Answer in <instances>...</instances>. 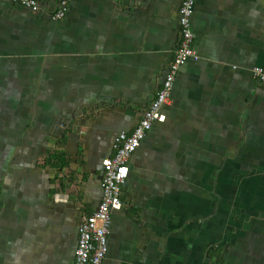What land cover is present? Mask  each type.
I'll use <instances>...</instances> for the list:
<instances>
[{"label": "crops", "instance_id": "obj_1", "mask_svg": "<svg viewBox=\"0 0 264 264\" xmlns=\"http://www.w3.org/2000/svg\"><path fill=\"white\" fill-rule=\"evenodd\" d=\"M182 2L71 0L52 20L0 0V264H74L113 139L173 61ZM192 23L199 57L130 158L103 264H264V0H195Z\"/></svg>", "mask_w": 264, "mask_h": 264}, {"label": "built area", "instance_id": "obj_2", "mask_svg": "<svg viewBox=\"0 0 264 264\" xmlns=\"http://www.w3.org/2000/svg\"><path fill=\"white\" fill-rule=\"evenodd\" d=\"M53 1L52 9L49 11L38 0H18L20 4L31 8L36 13L44 9V13H48L52 20L64 19L71 0ZM194 7L195 0H183L180 6V41L156 97L132 131H121L115 135L112 142L113 154L103 160L102 199L94 212L84 215L80 220L79 241L75 251L74 264H103L104 262L108 252L112 212L122 209L124 205L123 187L129 175L130 158L152 129L154 123L166 120L163 107L170 102L171 92L180 68L189 59H198L199 57L193 48ZM254 75L256 79L264 82L263 67L255 66Z\"/></svg>", "mask_w": 264, "mask_h": 264}, {"label": "trees", "instance_id": "obj_3", "mask_svg": "<svg viewBox=\"0 0 264 264\" xmlns=\"http://www.w3.org/2000/svg\"><path fill=\"white\" fill-rule=\"evenodd\" d=\"M262 67V66H261ZM264 68V67H263ZM47 161L49 162L50 160L49 159H47ZM219 255V254H217V252L216 253H214L213 255ZM213 264H216V263H213Z\"/></svg>", "mask_w": 264, "mask_h": 264}, {"label": "rangeland", "instance_id": "obj_4", "mask_svg": "<svg viewBox=\"0 0 264 264\" xmlns=\"http://www.w3.org/2000/svg\"><path fill=\"white\" fill-rule=\"evenodd\" d=\"M254 68H255V66H254ZM254 68L252 69V73L254 74ZM254 77H255V75H254Z\"/></svg>", "mask_w": 264, "mask_h": 264}]
</instances>
